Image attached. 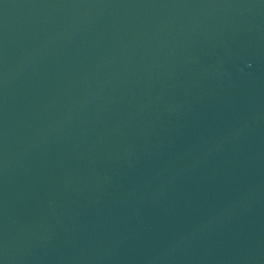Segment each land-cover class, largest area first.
Returning <instances> with one entry per match:
<instances>
[{"label": "water", "instance_id": "95a60500", "mask_svg": "<svg viewBox=\"0 0 264 264\" xmlns=\"http://www.w3.org/2000/svg\"><path fill=\"white\" fill-rule=\"evenodd\" d=\"M0 264H264V0H0Z\"/></svg>", "mask_w": 264, "mask_h": 264}]
</instances>
